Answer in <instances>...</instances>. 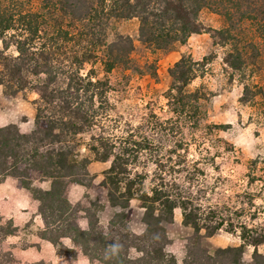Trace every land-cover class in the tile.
<instances>
[{"label":"trees","instance_id":"1","mask_svg":"<svg viewBox=\"0 0 264 264\" xmlns=\"http://www.w3.org/2000/svg\"><path fill=\"white\" fill-rule=\"evenodd\" d=\"M203 8L225 23L214 30L218 42L227 46L223 62L236 72L250 64L261 66L264 73V0H0V85L8 95L36 94L28 132L16 123L0 126V182L13 177L38 201L43 226L37 235L49 241L57 254L74 258L78 247L90 262L101 264H264V253L258 251L264 243V221L235 222L218 206L184 192L178 183H146V173L131 166L137 158L134 152L146 145L133 141V147L127 143L115 150L114 142L91 134L83 143L85 152L80 149L79 134L89 131L106 107L107 74L131 61L134 43L129 35L113 31L108 39L113 22L136 18L138 40L153 50L166 51L192 34L210 30L198 19ZM248 27L252 34L243 38ZM205 60L181 54L168 68L171 82L164 92L170 111L194 116L195 127L200 123L198 115H205L201 107L208 94L201 86L189 85L203 75ZM96 63L104 77L98 76ZM257 88L263 95L264 83ZM254 94L244 83L240 101L245 103ZM94 161L110 162L99 183L106 189L107 202L95 199L86 206L70 202L69 183L95 185L89 170ZM257 163L258 158L251 159L249 168L255 169ZM34 173L39 180H48L49 188L37 186ZM257 178L247 174L248 183ZM261 188L248 194L250 204L255 196H262ZM132 200L143 209L140 233L129 224ZM106 207L112 215L103 225L100 212ZM175 208L180 209L182 224L192 229L180 263L167 248L166 226L173 221ZM241 212H235L236 218ZM257 213H251L252 221ZM80 218L86 219L85 228L79 225ZM16 230L11 219L3 221L0 215V264L15 261L1 241ZM219 231H237L239 243L208 250L203 238ZM62 238H68L72 247ZM248 247L252 252L245 260Z\"/></svg>","mask_w":264,"mask_h":264},{"label":"rangeland","instance_id":"2","mask_svg":"<svg viewBox=\"0 0 264 264\" xmlns=\"http://www.w3.org/2000/svg\"><path fill=\"white\" fill-rule=\"evenodd\" d=\"M198 19L210 30L192 34L186 42L176 43L171 50L166 51L153 50L138 40L136 18L113 22L108 31V39L113 38V31L129 35L134 43L130 53L131 61L129 66L120 65L107 74L106 107L97 117L96 124L89 131L79 134L78 138L82 142L80 149L82 153L85 152L83 143L91 134H101L108 138L115 143V150L127 143L133 147V141L146 145V149L134 152L137 158L131 163L134 171L146 173V183L160 180L169 184L178 183L184 192H190L191 196L199 198L204 204L218 206L225 217L235 222H262L264 94L259 95L256 91L264 83V73L261 66L250 64L245 66L243 72L231 70L222 60L227 46L221 45L214 34L215 29L225 24L222 17L203 8ZM245 31L242 37H250V27ZM183 53L190 54L195 61L204 58L207 61L203 75L189 85L190 88L201 86L208 94V100L202 102L201 107L205 115H198L200 123L197 127L192 123L194 116L172 113L164 97L171 82L168 68ZM95 67L98 76L104 77L100 64L96 63ZM244 83L256 94L242 103L240 97ZM35 97L34 92L5 94L0 85V126L16 123L21 130L28 132L33 126L35 110L32 100ZM255 158H258L257 166L250 169L249 162ZM109 164V161L90 163L89 170L95 175V185L79 188L82 189L79 192L80 201L76 202L84 206L95 199L107 202L106 189L99 183ZM249 172L259 179L248 183ZM33 178L38 179L36 173ZM260 188L262 196H255L250 204L248 194L258 193ZM130 205V227L140 233L144 228L141 221L143 209L137 200H132ZM254 205H258V208ZM254 210H258L257 219L252 221L250 215ZM235 212H241L242 215L236 218ZM111 215L112 210L106 207L100 212L101 223L106 225ZM2 220L7 218L2 217ZM85 220L79 219L81 227L87 226ZM166 228L170 238L167 248L180 263L192 229L182 224L179 208L174 209L173 221ZM23 230L22 241L26 243L30 229ZM237 233L219 231L212 237H204L202 242L204 247L212 251L216 247L238 244ZM64 244L69 246L67 242ZM258 251L264 253V243L258 245ZM251 252L252 247H248L244 253L245 260L250 259ZM90 263L101 264L97 261Z\"/></svg>","mask_w":264,"mask_h":264},{"label":"crops","instance_id":"3","mask_svg":"<svg viewBox=\"0 0 264 264\" xmlns=\"http://www.w3.org/2000/svg\"><path fill=\"white\" fill-rule=\"evenodd\" d=\"M34 183L44 189L49 188L48 180L34 179ZM84 187L76 183H69L66 194L70 202L80 201L79 192ZM75 196L73 197L71 194ZM0 215L11 219L17 230L14 234L6 236L1 241L4 249L10 250L15 258L13 264H32L42 260L44 264H93L82 252L76 249V256L70 258L57 254L54 246L47 240L37 235V230L42 228V219L38 214V201L22 187L17 186L13 177L7 176L0 182ZM86 224V220H85ZM80 225V223H79ZM24 228H29V239L23 243L22 233ZM84 228V227H82ZM24 234V233H23ZM62 242H71L68 238H62Z\"/></svg>","mask_w":264,"mask_h":264}]
</instances>
